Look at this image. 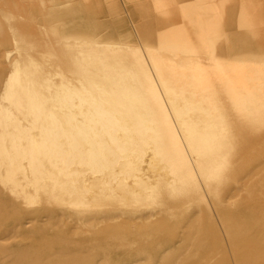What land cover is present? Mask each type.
<instances>
[{"label": "rangeland", "instance_id": "1", "mask_svg": "<svg viewBox=\"0 0 264 264\" xmlns=\"http://www.w3.org/2000/svg\"><path fill=\"white\" fill-rule=\"evenodd\" d=\"M17 1L0 0L1 14L15 21L26 19L13 9ZM68 1L75 5L74 0ZM75 46L71 72L60 78L61 84L71 80L74 89H60L59 99L56 93L50 94L53 105L29 106L26 121L18 120L19 107L8 104L19 91L4 89L0 79V264H116L127 259L133 264H264V187L251 190L255 199L252 208L238 214L230 212L226 199L217 205L212 201L227 198L228 185L219 181L221 187L211 192L210 199L197 173L176 195L162 190L158 180L155 192L148 194L150 208L143 216L136 203L123 202L125 193L136 189L142 157L152 139L142 137L143 133L135 131L136 125L122 119L137 120L144 114L141 111L149 108L162 109L179 137L175 140L182 143L185 152L191 145L217 178L226 181L229 163H236V171L243 174L244 163L251 162V180H264V90H248L244 85L250 76L252 82L258 81L259 75H247L239 68L236 72L219 69L222 58L212 57L204 61L205 68H182L180 58L165 56L160 62L169 68L159 69L140 46L135 51L114 48L110 57L124 64L118 79L129 82L139 78L133 54L140 56L155 95L152 99L144 94L141 101L161 107L122 106L115 104V90L85 89L87 78L93 76L95 81V75L84 73L89 68L84 56L90 53L84 45ZM5 61H1L0 72L7 69ZM169 70L173 81L159 76L158 71ZM201 81L210 87L204 90L205 98L201 91L192 101L172 97V93L181 92L177 83L186 87L182 91H188L187 87ZM139 89L143 90L141 84ZM229 96L235 98V105H198L202 99L224 103ZM246 97L252 99L251 105L244 102ZM103 107L119 112V127H101L110 124L104 120ZM228 114L235 117V137L222 136L227 134ZM218 115L225 121L213 124L215 136L184 137L185 124L178 116L199 126L203 116L220 119ZM247 130L253 137L241 136ZM114 136L120 147L114 145ZM243 146L251 148L250 156L245 157ZM231 149L235 152L229 155ZM145 189L149 190L148 186ZM199 201L204 206L191 209V204ZM232 203L236 206L237 201ZM153 236L155 241L147 239ZM111 238L114 242L118 238V245L110 244Z\"/></svg>", "mask_w": 264, "mask_h": 264}, {"label": "crops", "instance_id": "2", "mask_svg": "<svg viewBox=\"0 0 264 264\" xmlns=\"http://www.w3.org/2000/svg\"><path fill=\"white\" fill-rule=\"evenodd\" d=\"M65 2L69 5H65ZM17 4L27 10L29 15H26V19L15 21L0 12V64L2 60H6L7 65V69L0 72V79L5 84L4 89L19 91L8 103L19 107V121H26L31 111L29 106L38 109L53 105V102H49L50 94L56 93V98L59 99L60 89H65L66 86L74 89L75 84L71 80L61 84L60 78L61 75L64 77L71 72V63L77 55L75 45H84V49L87 48L90 53L84 56V64L89 67L84 73L95 75V81L92 82L93 76L87 78L85 89L115 90L116 105L161 107L141 101L144 94L152 99L155 95L151 91L150 76L144 69L145 63L140 56L133 54L134 65L141 72L139 78H133L129 82L118 79V73L124 68V64L110 57L114 48L135 51L140 46L147 59L159 69L169 68L160 62L165 56L180 58L182 65L179 67L182 68H205L204 61L209 58H222L223 64H218L219 69L229 68L236 72L239 68L245 74L259 75L258 81L252 82L250 76L244 85L248 90H264V0H74V6L68 0H18ZM95 47L100 49L99 54ZM158 73L170 81L174 80L171 70ZM140 84L143 90L137 91L136 88ZM176 85L182 89L186 88L181 83ZM187 88L188 91L181 89L178 95L172 93V97L192 101L197 98L196 92L201 91V96L205 98L204 90L210 87L201 81ZM253 95L250 93L251 98ZM44 96L47 97L46 101ZM105 98L108 99L107 96ZM125 98L132 101L126 102ZM251 100L246 97L244 102L251 105ZM221 104L235 105V98L229 96L226 102L219 104L202 99L198 105ZM102 109L106 112L104 120L107 122L110 116L115 125L105 123L106 125L102 124L101 127H119L116 122L119 120V112H110L104 107ZM148 111L150 114H146ZM148 111L143 109L141 112L144 114L139 115L137 120L122 119L132 127L136 125L138 129L135 131L143 133L142 137L152 139L148 140L147 152L144 151L142 157V160L145 159L138 173L136 189L125 193L124 203H136L140 206L138 213L141 216L148 214L150 206L147 197L149 193L155 192L158 180L162 190L167 194L176 195L184 186L193 182L194 173H197V176L203 178L209 197L212 191L221 187L219 181L222 186L226 184L230 188L226 194L227 198L212 199L214 205L226 199L230 212L235 214L252 208L251 203L255 199L251 190L256 186L262 189L264 180H251V162L244 163L243 174L236 171V163H229L231 166L228 170L231 174L228 171V178L223 181V178H217L215 170L203 165L205 159L199 157V153L192 149L191 145L187 144L189 148L185 152L182 143L175 140L179 137L171 124L165 120L162 109L149 108ZM227 116V134L222 136L235 137V117L230 114ZM250 116L245 118L251 122L253 119ZM178 118L182 125L185 124V138L213 137L216 135L212 133L216 130L213 124H216V121H225L220 115L217 116L220 119L203 116L198 126L192 119H184L181 116ZM138 122L140 123L137 126ZM145 131L147 133H144ZM241 136L247 139L253 137L250 130ZM242 149L245 157L250 156V147L243 146ZM234 152L235 150L231 149L228 154ZM145 186H148L149 190L145 189ZM133 195H136L137 199H134ZM233 200L237 201L236 206L233 205ZM203 204V201L191 204V209L196 210L203 207ZM147 239L155 241L157 237ZM119 241L116 238V245ZM115 242L111 238L110 244ZM128 260L116 264H133Z\"/></svg>", "mask_w": 264, "mask_h": 264}, {"label": "bare ground", "instance_id": "3", "mask_svg": "<svg viewBox=\"0 0 264 264\" xmlns=\"http://www.w3.org/2000/svg\"><path fill=\"white\" fill-rule=\"evenodd\" d=\"M13 9H15L18 13H21V14H24V15H29L28 14V12H27V10L25 9V8H23L22 6H16V7H14ZM64 22V21H63ZM1 27V26H0ZM4 40V39H3ZM96 107V106H95ZM99 110V109H98ZM95 111V110H94ZM99 111H101V110H99ZM103 111V110H102ZM96 112H98V111H96ZM105 112V111H104ZM95 112H93V114H94ZM100 113V112H99ZM106 113V112H105ZM104 114V113H103ZM108 120H109V122L108 123H110L109 125H111V126H113V125H115V122H113V120H112V118L109 116L108 117ZM113 124V125H112ZM106 127V126H105ZM117 128V127H116ZM111 131V130H110ZM113 131V130H112ZM107 132H108V130H107ZM82 133V132H81ZM109 134V133H108ZM94 135V134H93ZM97 136V135H96ZM110 141H111V139H110ZM112 141H113V143H114V145L116 146V147H120L121 146V144H120V140L119 139H116V138H113L112 139ZM90 154H92V153H90ZM254 175H255V173H254ZM180 216V215H179ZM78 219V218H77ZM221 235V234H220ZM208 244V243H207ZM205 247V246H204ZM196 260V259H195Z\"/></svg>", "mask_w": 264, "mask_h": 264}]
</instances>
